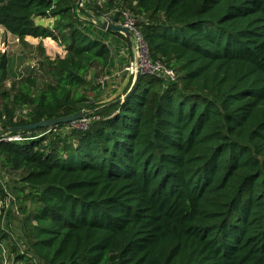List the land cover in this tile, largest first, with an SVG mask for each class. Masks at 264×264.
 <instances>
[{"label": "trees", "instance_id": "obj_1", "mask_svg": "<svg viewBox=\"0 0 264 264\" xmlns=\"http://www.w3.org/2000/svg\"><path fill=\"white\" fill-rule=\"evenodd\" d=\"M124 1L151 63L176 80L142 74L124 101L100 104L106 83L88 77L113 76L129 40L72 19L76 0H0L5 32L66 49L51 82L28 77L6 96L4 131L100 117L0 141V207L23 218L19 240L0 216V264H264V0ZM51 17L57 34L36 22ZM8 70L5 56L0 85Z\"/></svg>", "mask_w": 264, "mask_h": 264}, {"label": "rangeland", "instance_id": "obj_2", "mask_svg": "<svg viewBox=\"0 0 264 264\" xmlns=\"http://www.w3.org/2000/svg\"><path fill=\"white\" fill-rule=\"evenodd\" d=\"M76 1L77 8L75 9L74 15L72 16V19L74 20L77 18L84 23H94L100 26L111 17H114L120 21V24H124L125 15H128L130 19L135 21V27L137 28V19L140 17V15L135 4L133 3H126L124 0ZM93 6L98 7L100 10H93ZM57 21H59V17L42 18L38 19L36 22L41 26L48 27L57 34L58 32L55 29V23H57ZM110 42L114 44L116 41L112 40ZM124 47H122V49ZM146 50L147 47L134 37L131 41L130 50L126 51V55L129 53V59L124 63V65L122 64L123 61L120 62L123 65L121 68L116 65V67L111 70L113 71V76L106 75L105 72H102L99 68H96L92 71V74L88 77V79H91L94 74H101V76L98 78V81L100 82L102 79H104L106 83V87H104L105 93L100 101V104L111 102L117 98L123 99L125 97L127 90H129V85L131 83L134 84L137 79L136 75H130L126 68L129 67L131 63L135 66L137 58H139V61L140 59L141 61L143 60L142 63L146 64L147 60H150V58L148 59V56H146ZM65 54L66 49L61 43V40L56 41L51 38L44 40L28 39L25 43H20L15 37L5 32V30L0 27V64L3 57L6 56L9 59V70L6 81L0 85V109L1 104L5 101L6 96L12 97L13 95L19 93L20 83L25 81L26 78H36L39 88H42L46 83L51 82V78L54 74V68L65 57ZM143 69L145 70L143 75L153 74V67L150 64H148V66ZM83 93L88 97L93 96L91 92L83 91ZM96 110L97 109L83 110L82 112H85L86 116H91ZM20 117V110L17 109V118ZM75 126L82 127L80 124H76ZM81 129L82 128H78V130ZM63 131H65V129H63ZM11 185H13V183H11ZM28 206L31 209L33 208V204L31 203H28ZM18 207L19 205L13 208V211L11 209V204H6L5 206L1 205L0 216L3 222L2 227L4 230L14 234L16 238L20 240V237L23 236L21 223L23 218L21 219L22 215L17 213ZM11 245H13V240ZM5 250L7 259L9 256V251L6 248Z\"/></svg>", "mask_w": 264, "mask_h": 264}, {"label": "built area", "instance_id": "obj_3", "mask_svg": "<svg viewBox=\"0 0 264 264\" xmlns=\"http://www.w3.org/2000/svg\"><path fill=\"white\" fill-rule=\"evenodd\" d=\"M118 25H121V26H124L126 28H129L132 31V33H133V38L134 37L137 38L139 42H141L143 45H145L141 33L135 27V21L133 19H130L128 15H125V23L124 24H120L119 23ZM147 50H146V56H148V59H149V55H148V51ZM126 51H128V49L121 51V53H120L121 56H126L127 57ZM142 61L140 59V74L141 75L145 73L144 72L145 70L143 68L147 67L148 64H150L153 67V74L159 75V76L160 75H165L168 78H170L171 80H176L175 73L172 70H169V69L165 68L162 64L158 63L156 65H153L150 60H147V63L145 64V63H142ZM141 63H142V65H141ZM126 70H127V72L130 75H136L137 72H138L137 65L134 66L132 63L130 64L129 67L126 68ZM104 82H105V80L102 79L101 80L102 85H104ZM94 120L98 121V120H100V117L99 116H95V115H92V116H88L87 115V116L84 117L83 120L70 124V127L76 128V129L82 128L81 130H87L90 127L91 122L94 121ZM76 124H80V125H82V127H76L75 126ZM22 140H23L22 135H20V134L12 135L11 132L4 131V129L0 126V141L13 142V141H22ZM0 249L3 251V257L6 258V254H5L6 250H5V248H4L2 243H0Z\"/></svg>", "mask_w": 264, "mask_h": 264}, {"label": "water", "instance_id": "obj_4", "mask_svg": "<svg viewBox=\"0 0 264 264\" xmlns=\"http://www.w3.org/2000/svg\"><path fill=\"white\" fill-rule=\"evenodd\" d=\"M99 28L102 29L103 31H107V32H111V33H120V34L124 35L129 40L130 43L133 39V33L129 28L118 25V24L112 22L111 19H108L105 23L100 25ZM136 65H137L138 72L136 74L137 79L134 82V86H135L139 76L141 75L140 74L139 58H137V60H136ZM132 90H133V87L123 99L120 98V99L112 102V104H116V103H120V102L124 101L127 98V96L130 95ZM85 116H86L85 112H78V113H75L73 115H69V116H65V117H61V118H57V119L43 120L41 122L26 126V127L14 128L8 132H31L33 130H38V129H41V130L52 129V128L59 126V125H68V124H72L74 122L81 121L84 119Z\"/></svg>", "mask_w": 264, "mask_h": 264}]
</instances>
